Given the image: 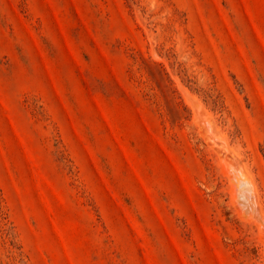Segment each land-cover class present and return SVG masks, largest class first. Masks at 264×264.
I'll list each match as a JSON object with an SVG mask.
<instances>
[{
    "label": "rangeland",
    "instance_id": "1",
    "mask_svg": "<svg viewBox=\"0 0 264 264\" xmlns=\"http://www.w3.org/2000/svg\"><path fill=\"white\" fill-rule=\"evenodd\" d=\"M0 264H264V0H0Z\"/></svg>",
    "mask_w": 264,
    "mask_h": 264
},
{
    "label": "bare ground",
    "instance_id": "2",
    "mask_svg": "<svg viewBox=\"0 0 264 264\" xmlns=\"http://www.w3.org/2000/svg\"><path fill=\"white\" fill-rule=\"evenodd\" d=\"M211 125V124H210ZM211 127V126H210ZM221 136V135H220ZM226 141V140H225ZM227 144V143H226ZM218 145V144H217ZM230 148V147H229ZM225 154V153H224ZM229 158V157H228ZM238 159V158H237ZM242 164V163H241ZM244 165V164H243ZM244 171L245 170H243L242 172L244 173ZM234 172H237V171H234ZM246 172V171H245ZM238 174H239V172H237ZM240 174V175H238V176H236L235 178H234V181L236 182V184L234 185V198H236L238 195L245 201V204H247L248 206H252V201H250L252 198H250V200H249V198H248V194H246V193H248L249 191H255V190H257L255 187H254V185H253V183H252V180L244 173V174ZM249 174V173H248ZM233 181V182H234ZM234 182V183H235ZM256 184V183H255ZM244 187H246V188H248L247 189V191L248 192H245V191H243V188ZM241 188H242V190H241ZM258 192V191H257ZM258 194V193H257ZM255 196V195H254ZM254 196H252V197H254ZM249 197H251V195L249 194ZM259 197V196H258ZM238 199V198H237ZM240 199V198H239ZM252 200H256V196L254 197V199H252ZM243 201V202H244ZM254 203H255V201H253ZM256 202H257V204H258V201L256 200ZM253 203V204H254ZM257 204H255L256 205V207L258 208L259 206H257ZM246 207V206H245ZM254 208H256L255 206H253ZM252 207V208H253ZM248 208H250V207H248ZM256 212H258V209L256 210ZM253 213V212H252ZM260 215V214H259Z\"/></svg>",
    "mask_w": 264,
    "mask_h": 264
}]
</instances>
